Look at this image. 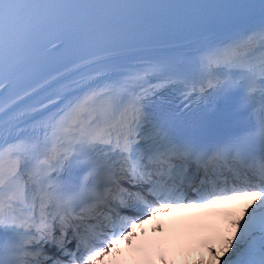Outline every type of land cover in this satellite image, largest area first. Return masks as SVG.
<instances>
[{
    "label": "snow or ice",
    "instance_id": "1",
    "mask_svg": "<svg viewBox=\"0 0 264 264\" xmlns=\"http://www.w3.org/2000/svg\"><path fill=\"white\" fill-rule=\"evenodd\" d=\"M177 253L264 264V0H0V264Z\"/></svg>",
    "mask_w": 264,
    "mask_h": 264
},
{
    "label": "bare ground",
    "instance_id": "2",
    "mask_svg": "<svg viewBox=\"0 0 264 264\" xmlns=\"http://www.w3.org/2000/svg\"><path fill=\"white\" fill-rule=\"evenodd\" d=\"M164 219H165V222H167L169 218L165 217ZM147 228H148V232H149L150 235L154 233V228H155L154 224L148 225ZM188 258L189 257H187L185 255H182L180 253H177L175 255V259L177 260V264H182V261L185 260V259H188ZM132 260H133V258L131 256H129L128 257V264H132ZM157 264H159V260H157Z\"/></svg>",
    "mask_w": 264,
    "mask_h": 264
}]
</instances>
